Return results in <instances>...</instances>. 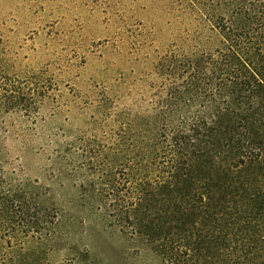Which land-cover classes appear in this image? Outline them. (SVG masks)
I'll return each instance as SVG.
<instances>
[{"label": "trees", "instance_id": "1", "mask_svg": "<svg viewBox=\"0 0 264 264\" xmlns=\"http://www.w3.org/2000/svg\"><path fill=\"white\" fill-rule=\"evenodd\" d=\"M193 1L207 45L169 46L127 109L102 94L87 130L50 134L47 179L8 171L0 149V264H46L86 223L162 264H264V0ZM6 55L0 35V125L28 133L56 85Z\"/></svg>", "mask_w": 264, "mask_h": 264}, {"label": "rangeland", "instance_id": "2", "mask_svg": "<svg viewBox=\"0 0 264 264\" xmlns=\"http://www.w3.org/2000/svg\"><path fill=\"white\" fill-rule=\"evenodd\" d=\"M199 5L193 0H0V35L13 71H42L57 89L56 102L41 107L34 131L23 132L13 119L0 125L7 170L47 179L50 134L62 126L74 133L87 130L102 94L118 110L127 109V91L156 83L154 64L169 46L188 49L194 44L190 37L207 45V19ZM70 239L49 248L46 264H162L146 245L100 225H79Z\"/></svg>", "mask_w": 264, "mask_h": 264}]
</instances>
